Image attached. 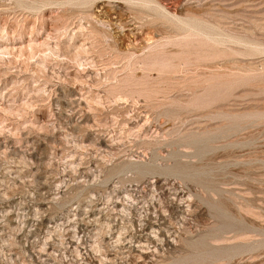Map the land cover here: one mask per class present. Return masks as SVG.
<instances>
[{"label":"rangeland","instance_id":"1","mask_svg":"<svg viewBox=\"0 0 264 264\" xmlns=\"http://www.w3.org/2000/svg\"><path fill=\"white\" fill-rule=\"evenodd\" d=\"M149 1L0 0V264H264V0Z\"/></svg>","mask_w":264,"mask_h":264},{"label":"bare ground","instance_id":"2","mask_svg":"<svg viewBox=\"0 0 264 264\" xmlns=\"http://www.w3.org/2000/svg\"><path fill=\"white\" fill-rule=\"evenodd\" d=\"M127 1H133L137 4L145 6L147 8L149 6H151V4H152L149 0H127ZM155 9H159L158 6H156ZM176 21L183 29H186L188 31H193L197 34L199 32H202V33L204 32V35H202V36H204L208 40H211L214 44H217V45H223L224 46L226 43H231V44H236L240 47H249V48L260 46L259 44L249 42L247 40L241 39V38L236 37V36L225 35L223 38L216 40V39L212 38L209 34L205 33V31H214L211 29V27L200 24L194 19L180 20L177 18Z\"/></svg>","mask_w":264,"mask_h":264}]
</instances>
